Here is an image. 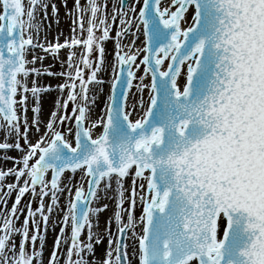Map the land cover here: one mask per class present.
I'll return each mask as SVG.
<instances>
[{
  "label": "snow or ice",
  "instance_id": "1",
  "mask_svg": "<svg viewBox=\"0 0 264 264\" xmlns=\"http://www.w3.org/2000/svg\"><path fill=\"white\" fill-rule=\"evenodd\" d=\"M0 264H264V0H0Z\"/></svg>",
  "mask_w": 264,
  "mask_h": 264
},
{
  "label": "bare ground",
  "instance_id": "2",
  "mask_svg": "<svg viewBox=\"0 0 264 264\" xmlns=\"http://www.w3.org/2000/svg\"><path fill=\"white\" fill-rule=\"evenodd\" d=\"M57 2H58V0H57ZM69 3H71V0H69ZM68 26H69V21L64 14V9L61 8L59 27H57V25L55 23H53L52 30L49 33V38L51 39L52 37H54L59 30H63L64 34L67 35L68 34ZM61 39H63V37H61ZM45 63H47V61H45ZM13 155H14V153H13ZM7 166H11L10 163ZM49 242H51V234H49Z\"/></svg>",
  "mask_w": 264,
  "mask_h": 264
},
{
  "label": "rangeland",
  "instance_id": "3",
  "mask_svg": "<svg viewBox=\"0 0 264 264\" xmlns=\"http://www.w3.org/2000/svg\"><path fill=\"white\" fill-rule=\"evenodd\" d=\"M46 61H47V63H50V62H51V60H50V59H46Z\"/></svg>",
  "mask_w": 264,
  "mask_h": 264
}]
</instances>
